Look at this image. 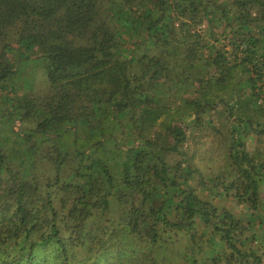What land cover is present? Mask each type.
<instances>
[{
  "label": "trees",
  "instance_id": "obj_1",
  "mask_svg": "<svg viewBox=\"0 0 264 264\" xmlns=\"http://www.w3.org/2000/svg\"><path fill=\"white\" fill-rule=\"evenodd\" d=\"M12 28L49 85L5 116L25 146L0 135V264H264V153L241 139L264 136V0H0V91ZM222 106L226 158L195 184L189 132L224 135Z\"/></svg>",
  "mask_w": 264,
  "mask_h": 264
},
{
  "label": "rangeland",
  "instance_id": "obj_2",
  "mask_svg": "<svg viewBox=\"0 0 264 264\" xmlns=\"http://www.w3.org/2000/svg\"><path fill=\"white\" fill-rule=\"evenodd\" d=\"M140 7L142 6L136 8L137 13H140ZM15 33L16 30L12 28L5 36V41L9 43L13 49L10 53V58L16 63L17 73L14 79L9 81L6 90L0 91L2 96L0 97V135H2L1 143L3 147L9 152L14 150V153H17L18 150L25 145H22V141H20V139L11 132L13 128L12 117H5L9 111L10 100L17 96L22 98L27 95L42 94L49 85V64L45 58L33 55L32 51L27 48L21 54L22 49L18 43V37ZM240 77L243 80L248 81L247 74L245 72H242ZM190 95H192L190 92L184 95V101H186ZM263 100L264 86L260 97H258L259 105H261ZM221 108L222 110H220L219 114L215 116V122L218 127H223L224 135L217 130L204 131L203 129H197L189 132L187 150L190 154L194 155V162L199 171H201V173H197V177L193 180L195 184L199 183L198 181L201 177L207 180L210 175L218 173L226 158L227 144L230 139L228 136L230 122L227 121L225 117L226 113L224 109H226V107L223 109L222 106ZM189 112L190 110L186 106L182 111L183 116L181 119H186V115ZM256 135L257 133H255L254 128H249L248 132L242 136L241 139L247 143L250 151H252L254 147L260 146L262 147L264 153V136L261 138V141H259V136L257 137ZM201 194L204 197L209 196V198H211L221 210L229 208L235 210L237 213H240V209L246 207L244 203L239 202L238 199L234 197L216 195L214 193L210 194L205 189H203V193Z\"/></svg>",
  "mask_w": 264,
  "mask_h": 264
}]
</instances>
